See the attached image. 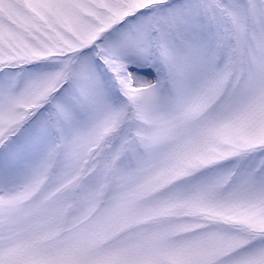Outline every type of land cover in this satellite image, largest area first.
Returning <instances> with one entry per match:
<instances>
[{
	"label": "snow or ice",
	"instance_id": "6c2138e0",
	"mask_svg": "<svg viewBox=\"0 0 264 264\" xmlns=\"http://www.w3.org/2000/svg\"><path fill=\"white\" fill-rule=\"evenodd\" d=\"M0 264H264V0H0Z\"/></svg>",
	"mask_w": 264,
	"mask_h": 264
}]
</instances>
